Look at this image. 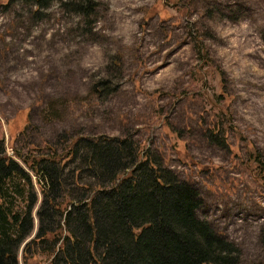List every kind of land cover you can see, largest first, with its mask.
Instances as JSON below:
<instances>
[{
  "label": "rangeland",
  "instance_id": "1",
  "mask_svg": "<svg viewBox=\"0 0 264 264\" xmlns=\"http://www.w3.org/2000/svg\"><path fill=\"white\" fill-rule=\"evenodd\" d=\"M263 37L264 0H0V139L14 157L130 134L238 264L264 262Z\"/></svg>",
  "mask_w": 264,
  "mask_h": 264
},
{
  "label": "trees",
  "instance_id": "2",
  "mask_svg": "<svg viewBox=\"0 0 264 264\" xmlns=\"http://www.w3.org/2000/svg\"><path fill=\"white\" fill-rule=\"evenodd\" d=\"M128 135L14 157L0 139V264H18L20 249L24 264L35 253L46 264H238V246L197 215L198 190Z\"/></svg>",
  "mask_w": 264,
  "mask_h": 264
}]
</instances>
